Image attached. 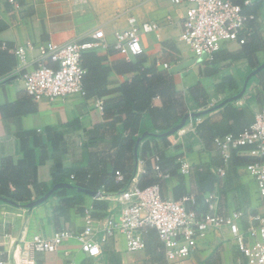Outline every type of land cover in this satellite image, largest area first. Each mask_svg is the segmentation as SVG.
Returning <instances> with one entry per match:
<instances>
[{
  "label": "crops",
  "instance_id": "0c3cea01",
  "mask_svg": "<svg viewBox=\"0 0 264 264\" xmlns=\"http://www.w3.org/2000/svg\"><path fill=\"white\" fill-rule=\"evenodd\" d=\"M185 10L186 4H174L170 0H0V105L22 102L36 108L33 112L7 118L0 111V169L5 157L17 161L25 156L23 145L30 148L41 142L50 147V136L63 152L60 155L62 176L64 183L70 186L78 185L77 180L70 178L71 174L83 175L88 170L94 173L92 184L95 187L100 183L103 185L107 177L113 176L117 165L131 178L129 186H147L156 179L155 156L160 154L167 159L175 158L179 164L177 168L166 167L172 174L160 185L165 197L179 200L186 194H194L197 199L194 208L203 213L209 211V207L204 200L205 194L203 196L201 192L210 190V186L212 191L207 193L217 194L221 214L235 210L251 214L264 212V198L255 178L247 172L246 164L224 163L212 143L216 133L242 130L252 124L256 112L264 106L263 69L241 98L219 107L224 99L241 91L245 78L255 69L243 54L242 44H226L212 63L202 61L187 71L182 68L176 72L168 70L173 75L180 106L172 110L177 116L165 124L163 102L159 97L154 98L153 107L158 109L153 115L154 126L159 131L168 125L173 126L182 115L184 119L174 131L171 130L173 132H167L170 133L167 139L158 136L153 139L148 133L135 142L134 137L125 139L120 132L122 122L113 123L115 116L106 115L99 106L103 100L106 103L119 100L122 96L120 86L138 73L114 68L119 62L133 60V57L113 49L115 32L128 26L130 16H136L139 21L160 22H165L169 15L174 18L173 24L165 25L158 33L142 36L146 67L167 70L158 63L188 64L193 51L181 37ZM245 11L256 15L257 20L251 25L258 27L264 41V0H251ZM97 30L102 31L103 39L95 36ZM75 39L95 41L91 50L105 56L103 63L111 67L105 86L107 92L101 98L71 95L34 100L25 88L22 74L37 65L36 46L47 41L65 43ZM27 42H32L35 47L28 49V64L22 66L14 49ZM255 57L260 64L264 62V44L256 51ZM199 65L202 67L197 74L194 69ZM226 76L232 77L228 83L235 82L238 89L230 86L223 90L216 88ZM106 123L98 134L97 131L91 133L95 127ZM98 135L102 138L98 139ZM132 139L133 145L129 146ZM237 154L255 156L249 149ZM56 159L50 154L44 163L38 165L39 182L52 185ZM179 159L191 164L189 173H182ZM221 167L225 168L224 174L218 170ZM95 187L84 188L88 191L83 192L81 204L86 210L91 208L93 218L99 221L106 215L117 213L120 205L112 193L105 198H95ZM109 187L116 189L117 185L111 181ZM31 188L35 198L36 192ZM67 196L77 197L73 193ZM63 197L56 194L33 207L28 204L18 206L9 199L0 200V259L12 258L24 241L35 235L51 237L61 229L82 230L86 224V211L78 204L59 209ZM76 202L81 201L77 198ZM241 223L244 225L246 221L243 219ZM145 241L144 249L128 251L125 235L118 233L102 244L99 256L93 257L81 250L76 239L68 238L58 250L37 255V264H69L71 259L78 264H208L209 259L217 264L245 262L229 227L211 231L199 240L198 248L188 258L175 262L167 259L164 244L155 228H147Z\"/></svg>",
  "mask_w": 264,
  "mask_h": 264
},
{
  "label": "built area",
  "instance_id": "2783aa9c",
  "mask_svg": "<svg viewBox=\"0 0 264 264\" xmlns=\"http://www.w3.org/2000/svg\"><path fill=\"white\" fill-rule=\"evenodd\" d=\"M14 2V0H11ZM174 4H186L185 16L182 21V40L193 51L188 64L158 63L170 72L178 69L190 70V67L212 59L213 55L226 44L236 42L244 44L253 33L252 21L257 17L246 12L244 6L251 0L236 3L233 0H170ZM174 23L172 15L165 22L139 21L136 16L128 18V26L115 32L113 49L129 58L143 55L145 52L142 36L147 33H158L165 25ZM98 39H103L102 31H95ZM96 42L91 40H71L65 43L47 41L38 44L37 65L22 74L25 88L34 100H53L71 95L86 96L84 77L86 69L82 64V55L86 50L93 49ZM35 47L32 42L17 46L14 52L19 64H28V49ZM103 108V103L99 102ZM223 162L228 163L233 150L241 151L248 147L251 154L264 155V106L255 114L252 124L238 134L217 136L213 141ZM159 157L155 156L154 169L159 176ZM182 173H189L191 164L179 159ZM225 168H219L224 174ZM246 170L256 180L259 193L264 198V162L246 165ZM76 180L77 176L71 174ZM118 179H122L119 175ZM110 194V193H109ZM119 203L117 213L106 215L102 220L93 218L92 209L86 210V224L80 231L61 229L51 237L35 235L25 240L18 253L8 260L0 259V264H37V255L56 251L68 238L80 243L81 250L89 256L97 257L102 253V244L118 233L126 238L128 251H139L145 248L147 228L156 229L164 244L166 257L175 262L188 258L197 248L199 240L211 231L229 227L233 240L242 256L244 264H264V212L251 214L244 210H235L228 214L218 212V196L205 193L204 200L209 207L207 212H198L194 195H186L175 200L162 194L161 186L153 184L145 188L129 186L112 192ZM104 190H98L95 198L107 197ZM246 223L242 225L241 221ZM101 234V236H98ZM69 256V252L66 251ZM70 258V257H69ZM69 264H78L74 259ZM237 264H243L238 262Z\"/></svg>",
  "mask_w": 264,
  "mask_h": 264
},
{
  "label": "trees",
  "instance_id": "16d2710c",
  "mask_svg": "<svg viewBox=\"0 0 264 264\" xmlns=\"http://www.w3.org/2000/svg\"><path fill=\"white\" fill-rule=\"evenodd\" d=\"M234 2L242 4V2ZM263 44L264 41L262 37H260L259 29L254 25L253 33L249 36L248 41L242 44L243 54L249 59V62L251 63V66L253 68H256L260 65L255 57V53L257 50L262 48ZM218 52L219 51H217L213 55L212 59L205 62L207 64L214 62L216 60ZM104 59L105 56L99 55L96 51H93L91 49L86 50L82 55V64L86 69V74L83 81L86 96H97L101 98L107 92L105 86L107 84L108 74L111 70V67L103 63ZM145 60L146 59L144 55H138L136 57H133V60L131 61H122L117 63L114 68L118 71H137L138 73L131 79V81H126L120 86L122 96L119 100L109 101L108 103L103 100L104 113L106 115L115 116L113 123H115L116 121L122 122L121 124L123 125L120 128V132L124 134L125 139H128L127 137H134V142L144 133H148V135L150 134L149 137L153 139H155L157 136L162 137L163 139H167V132L177 127L184 119V116L182 115L180 119L174 123L173 126L168 125L162 130L158 129L159 131L155 129L156 127L154 126L153 115L158 109L153 107L154 98L159 97L163 102L162 109L166 111V117L164 118L165 124L166 122L170 123L169 121L177 116L176 111L173 113L172 110H175L180 105L177 101L178 92L175 88L173 75L168 70H158L155 66L146 67L144 65ZM257 75L258 74L252 77V79L249 81L248 87L256 79ZM228 80H232V77H224L222 82L216 85V88L223 90L230 86L231 88L238 89V87L234 85L235 82L229 84ZM231 103L232 102L228 104L230 105ZM228 109L231 108L229 107ZM35 110V106L33 107L30 104L26 105L22 102L6 103L4 105H0V111L6 118L12 116H21L22 114L33 112ZM122 115H125V118H123ZM106 125L107 123L98 125L93 130H91V133L97 131L96 134H98L100 128L105 127ZM245 127L247 126H244L242 130H232L223 134L216 133L212 137V143L217 136H224L226 134L236 135L243 131ZM21 134L27 135L26 132H22ZM100 137L101 135L97 136L98 139H100ZM48 141L50 142V147L47 144L41 142L39 143V145L36 144L35 146H32L30 148H26V146L23 145L22 150L25 152V156L17 161H14L11 157H5L3 159L2 169H0V200L9 199L17 203L18 206H27L28 204L29 206L33 207L43 202L40 199H42L47 193H49L54 185H56L57 183L65 182V179L62 176V160L60 159V155L63 152L58 149V144L54 143V139L50 136L48 138ZM132 141L133 139L130 143H128L129 146L133 145ZM243 149H248V147H243ZM238 152L239 151L237 150L232 151L229 163L234 161L235 164L241 163L247 165L256 162H264V155L261 157L240 156L237 154ZM50 154L57 158L55 160L56 165L53 170L52 185L41 183L37 179L38 165L44 163L49 158ZM158 157L160 172L163 175L167 174V177L171 176V171L166 170V167L173 166L174 168H177L179 164L176 163V159H167L160 154H158ZM154 171L156 179L147 186L153 184L162 185L165 178H167L165 176H159L158 172L155 169ZM209 174L210 172L207 171V176H209ZM119 175L122 176V179H118ZM94 179V173L88 170L83 175L77 176V186L87 189L94 188L95 185L92 184ZM130 179L131 178L128 176L126 171H124L120 166L117 165V167H115L114 169L113 176L107 177L104 184H98L95 189H97V191L100 189L104 190L105 194L112 193L113 190H115L114 192L121 191L129 187ZM111 181H114V183L117 185L116 189H111L109 187V182ZM147 186L139 187L145 188ZM31 187H33L36 192L35 198H33V190ZM208 188L210 190H204L201 192L203 196L208 191H212V187L209 186ZM83 192L84 191L78 189L77 187L66 185L57 188L53 193L49 195L48 198L56 194L65 196L63 197L62 204L59 209H63L65 207L71 208L78 204L80 209L86 211V208L81 204ZM69 193H73L77 197H68L67 195ZM194 197L196 201V196L194 195ZM77 198H79L81 202H76ZM196 203L197 202H195V204ZM195 204L192 206L195 207L197 205ZM208 264L217 263H214L209 259Z\"/></svg>",
  "mask_w": 264,
  "mask_h": 264
},
{
  "label": "water",
  "instance_id": "95a60500",
  "mask_svg": "<svg viewBox=\"0 0 264 264\" xmlns=\"http://www.w3.org/2000/svg\"><path fill=\"white\" fill-rule=\"evenodd\" d=\"M264 69V62L263 63H261L258 67H256L255 69H253L248 75H247V77L245 78V81H244V85H243V88L241 89V91H239L238 93H236V94H234V95H231V96H229V97H227L226 99H224L220 104H219V107L220 106H222V105H225L226 103H228V102H231V101H234V100H237V99H239V98H241L244 94H245V92H246V90H247V88H248V83H249V81L251 80V78L254 76V75H256L258 72H260L261 70H263ZM174 131V130H173ZM173 131H171V132H173ZM167 134H170V133H167ZM66 185H69V184H67V183H58V184H56V185H54L52 188H51V190L49 191V193H47L42 199H40L41 201H44L45 199H47L48 197H49V195L51 194V193H53L57 188H60V187H62V186H66ZM70 186V185H69ZM75 187H77L78 189H80V190H82V191H88L87 189H84V188H82V187H78V186H75ZM96 193H94V195H95Z\"/></svg>",
  "mask_w": 264,
  "mask_h": 264
},
{
  "label": "rangeland",
  "instance_id": "374dc122",
  "mask_svg": "<svg viewBox=\"0 0 264 264\" xmlns=\"http://www.w3.org/2000/svg\"><path fill=\"white\" fill-rule=\"evenodd\" d=\"M201 65H203V64H201ZM201 67H202V66L199 65V66L196 67V69H194L195 72H196L197 74L199 73V69H200Z\"/></svg>",
  "mask_w": 264,
  "mask_h": 264
}]
</instances>
